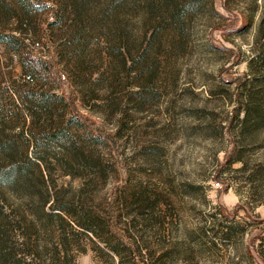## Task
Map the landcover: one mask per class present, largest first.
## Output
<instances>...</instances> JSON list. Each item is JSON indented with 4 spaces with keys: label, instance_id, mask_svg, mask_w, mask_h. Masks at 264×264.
I'll return each instance as SVG.
<instances>
[{
    "label": "rangeland",
    "instance_id": "obj_1",
    "mask_svg": "<svg viewBox=\"0 0 264 264\" xmlns=\"http://www.w3.org/2000/svg\"><path fill=\"white\" fill-rule=\"evenodd\" d=\"M32 2L40 10L26 26L0 15L23 41L18 52L0 45L6 127L30 139L42 126L70 124L85 142L84 126L103 139L102 165L67 172L50 155V174L39 165L44 182L31 191L0 182V264H264V0H188L195 8L177 39L169 19L154 16L144 77L151 26L140 0L108 14L101 7L112 0H91L85 18L71 0ZM8 86L69 106L49 118L26 100L19 113ZM18 144L37 157L32 143ZM136 183L148 201L128 197L126 206ZM40 194L76 215L48 220L52 203L42 210ZM85 213L99 218L106 243L78 224Z\"/></svg>",
    "mask_w": 264,
    "mask_h": 264
},
{
    "label": "trees",
    "instance_id": "obj_2",
    "mask_svg": "<svg viewBox=\"0 0 264 264\" xmlns=\"http://www.w3.org/2000/svg\"><path fill=\"white\" fill-rule=\"evenodd\" d=\"M128 1L129 0H112V3L115 4L112 5V3H109L107 6L101 7V10L105 14H108V12H111V10H115L116 8L118 9L120 3ZM140 1L143 9L142 15H145V18L143 17V26H151V24H153L154 16V18L157 17V21L154 19L157 24L160 23L161 19H165L166 17V19H169L170 21L169 30L174 39H177L179 34L182 36L187 27L188 20L191 19V13L193 12L192 10L195 8V6L188 2V0ZM90 2L91 0H71L70 10H73V13L79 14L81 17L85 18L88 15H84V12H88V10H90ZM58 6L59 13L57 19L59 20L64 6L62 4L61 6L58 4L57 7ZM39 10L40 8L34 5L32 0H0V15L1 13H4V11H10L12 12V16H15L13 18L20 20L21 25L26 26V24H30V17H32L36 11ZM163 12L164 16L161 17ZM55 24L56 22L53 23L52 26ZM150 28H152L151 31H149ZM150 28L145 32L147 38H143V41H147L145 42L147 46L143 47V52L139 57L140 63H138L141 64L142 67V77L148 74L145 67L148 66L150 63V58L153 56L151 55L152 53H150V49L153 47V39L157 36L156 27L153 29V26H151ZM0 45H4L18 52L23 48V41L16 37L13 33L5 31L3 26H0ZM119 50L121 52V49ZM120 55L122 56V59H124V64L126 65V55L123 52ZM26 86L28 85H25V87ZM24 89L17 90L12 89L9 86L5 87L4 89L6 92H8L11 102L14 100L13 107H15L19 113L21 111L24 113L22 108L25 107L26 100H29V102L34 107H37V110H43L42 112L44 113V116L49 118L57 116L58 119H61L59 117L63 118L61 114V108L66 109L69 106L64 97H58L55 94L39 92L35 89ZM5 113L6 106L0 101V182H2V184L19 191L23 190L24 188L31 191L33 181H35V183L37 181V186H40L38 183L44 182V177L40 171L39 165H45L47 172L50 174V157H48L50 155L53 156L54 159L59 160L58 155L60 154L61 161L63 160L64 162V164L61 165L62 169L67 172L72 169V166H74L75 163H77L79 166L82 165L84 171L89 173H95V170L99 171L101 169L100 167L102 165V157L99 148H101L100 146L104 144L102 143L103 139H101V137L92 135L91 131L86 129L84 126L83 129L78 128V130L83 131L86 134L85 142L80 140V137L71 134L72 127L70 124L63 123L57 129L48 128L44 124L45 126L39 128L40 130L37 132V134H33L31 132L30 139H26V133L24 130H22L19 135L15 136L9 133L10 130L8 127H6L7 116ZM245 119H247V115ZM79 124L81 125L82 123ZM21 138L27 142V145L30 143L33 144L34 151L36 154H38L33 160L29 159L25 150H22L23 148L19 146L18 142ZM89 141L93 143V145L88 144ZM92 146H95V148ZM38 171L39 175H37ZM34 175L40 176L38 178H40L39 180L41 181H38V179L36 180L37 177L35 176V178ZM129 191V196L125 197L126 206L128 205V197H130V200L133 202L135 201L139 204H143L148 201V198L146 197V188L143 186V184H133L129 186ZM24 192L27 196H31L32 198L34 197L32 193H29L28 191ZM39 196L41 198L40 202L42 204V210H45V208L51 204L53 200H51L48 194H46V196H42L40 194ZM143 197H145L146 200H144ZM71 208L72 206L68 204L54 206V203H52L50 206L51 212L47 213L45 217L48 220H52L54 217H60L62 213L67 215L71 213L72 216H75V209ZM98 219V217L90 213H85L82 216V219L80 218L77 222L85 231L89 232L90 234L93 233L96 237L102 239L104 234L99 228L97 221ZM102 240L106 243L107 239L103 238Z\"/></svg>",
    "mask_w": 264,
    "mask_h": 264
}]
</instances>
